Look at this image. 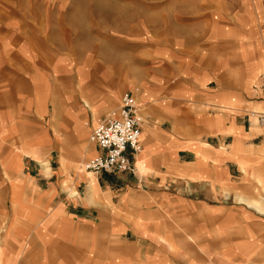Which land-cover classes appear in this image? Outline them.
<instances>
[{
  "label": "crops",
  "instance_id": "1",
  "mask_svg": "<svg viewBox=\"0 0 264 264\" xmlns=\"http://www.w3.org/2000/svg\"><path fill=\"white\" fill-rule=\"evenodd\" d=\"M144 2L111 59L0 31V264H264V0ZM126 90L136 169L89 172Z\"/></svg>",
  "mask_w": 264,
  "mask_h": 264
},
{
  "label": "rangeland",
  "instance_id": "2",
  "mask_svg": "<svg viewBox=\"0 0 264 264\" xmlns=\"http://www.w3.org/2000/svg\"><path fill=\"white\" fill-rule=\"evenodd\" d=\"M144 3V0H131L130 5L129 0H0V31L4 32L8 23L13 22L41 30L49 41L70 48L73 53L111 59L112 46H129L127 39L114 33L115 12L120 10L123 15L118 20L127 22V12L138 11V6ZM243 199L249 203V198ZM251 199H259L254 204L264 210L261 194Z\"/></svg>",
  "mask_w": 264,
  "mask_h": 264
},
{
  "label": "built area",
  "instance_id": "3",
  "mask_svg": "<svg viewBox=\"0 0 264 264\" xmlns=\"http://www.w3.org/2000/svg\"><path fill=\"white\" fill-rule=\"evenodd\" d=\"M138 98L126 90L120 106L99 120L90 133V140L99 151L85 161V169L100 173L136 169L135 154L142 150L141 117Z\"/></svg>",
  "mask_w": 264,
  "mask_h": 264
},
{
  "label": "bare ground",
  "instance_id": "4",
  "mask_svg": "<svg viewBox=\"0 0 264 264\" xmlns=\"http://www.w3.org/2000/svg\"><path fill=\"white\" fill-rule=\"evenodd\" d=\"M84 166H85V163H84ZM84 168H85V167H84ZM89 172H92V171L89 170Z\"/></svg>",
  "mask_w": 264,
  "mask_h": 264
}]
</instances>
